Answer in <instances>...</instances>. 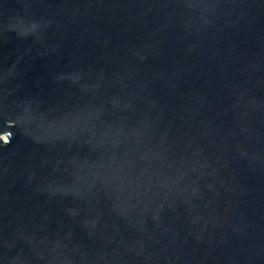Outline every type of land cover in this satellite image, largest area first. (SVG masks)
<instances>
[{
    "label": "water",
    "instance_id": "95a60500",
    "mask_svg": "<svg viewBox=\"0 0 264 264\" xmlns=\"http://www.w3.org/2000/svg\"><path fill=\"white\" fill-rule=\"evenodd\" d=\"M0 264H264V0H0Z\"/></svg>",
    "mask_w": 264,
    "mask_h": 264
}]
</instances>
